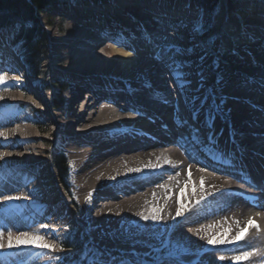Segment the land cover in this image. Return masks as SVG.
<instances>
[{"label": "bare ground", "instance_id": "bare-ground-1", "mask_svg": "<svg viewBox=\"0 0 264 264\" xmlns=\"http://www.w3.org/2000/svg\"><path fill=\"white\" fill-rule=\"evenodd\" d=\"M85 3L77 2L73 16L64 14L67 31L55 42L59 55L54 62L60 61L59 70L71 78L62 82L69 87L63 106L47 120L51 136L65 135L62 146L72 162V180L85 194L102 184L83 209L98 208L92 228L102 217L108 220L110 241L98 244L122 251L133 249V240L163 235L186 261L177 264H261L256 260L264 257V185L257 184L264 183V23L254 19L264 14V1L257 2L259 10L253 1L222 10L206 39L194 38L196 30L186 27L193 21L189 17L181 14L176 20L171 14L176 0H111L104 10L82 8ZM122 16L125 23L119 21ZM111 33L127 37L116 40L122 48H99L100 39ZM235 39L240 46L234 42L227 50ZM162 44L172 46L174 58L187 56L175 59L186 65L181 71L191 82L182 99L167 66L169 57L156 58ZM0 76V162L5 164L0 168V264H14L13 249L3 251L13 237L8 227L43 237L29 247L45 250L42 245L51 244L69 225L56 217L53 206L71 209V195L43 158V147L29 145L40 137L30 125L32 117L11 116L19 108L22 87L31 82L5 58H0ZM32 82L41 94V85ZM32 96L34 108L50 114L39 96ZM193 125L207 128L206 137L199 133L197 139ZM251 180L257 189L248 188L254 194L249 205H256L248 210L245 198L231 189L241 192L237 181ZM101 198L108 200L96 206ZM154 209L159 222L139 215L151 217ZM178 209L181 216H176ZM249 220L258 227L250 228ZM241 228L246 236L234 243ZM208 239L222 243L209 245ZM247 245L252 248L244 257L239 249Z\"/></svg>", "mask_w": 264, "mask_h": 264}, {"label": "rangeland", "instance_id": "rangeland-1", "mask_svg": "<svg viewBox=\"0 0 264 264\" xmlns=\"http://www.w3.org/2000/svg\"><path fill=\"white\" fill-rule=\"evenodd\" d=\"M83 1L86 2L84 5H87V2H90L89 4L91 6L87 7V6L83 5L82 8L90 9V10H92L93 8L96 9L99 6H101V8H103L106 2L111 3V0H104L103 2H100L99 5H97V7H96V6H94L95 5L94 0H72L68 4H64V5H57V4L51 5L47 8H45L39 14L38 22H39V24H41V26H43L45 34L47 36L48 57L46 58V60H44V62L41 65V66H43V68L41 70V75L40 76H33V79H36L38 81V83L41 85L43 94L39 93L41 89L39 90V88L36 84H35L36 85L35 90L32 91L33 94H31V95L24 87H22L19 99L25 105H23L21 108H18L17 110H15L16 111V112L14 111L15 115L14 114L11 115V116H17V117H19V116H28L30 118L32 117V119H33L32 124H30V122H29V124L31 125L32 128L36 129L35 131H36L37 135H39L40 137L38 139H35L34 141H32L29 145L32 146L35 150H37V148H38L35 146H42L43 147V150H44L43 158L46 159V161H48L50 163L54 173H56L55 169L53 168L55 154L57 152H63L66 155L68 165H69V169H68V173H67L69 179L66 178V180L64 181L65 182L64 184L69 187V191L71 192V194H69V195H71V197H69V195H68L69 199L71 198L70 199L71 209L65 210V207H61L60 205H57L56 207L53 206L54 208L52 207L53 208L52 210L54 211V213L56 211V214H55L56 217L59 216V217H61V219H63V218L67 219V222L69 223V225H68V227L65 226L60 231L62 233H60V236L58 238H55L53 241H51V244H48V245L52 246L51 248H45V250L44 249H42V250L34 249L33 250L29 247V245H27V246H24V245L16 246L14 244L13 247L12 246L10 247L9 244L7 243L6 247H8V249L7 248L3 249V251L5 250V251L10 252V250L13 249V253H10L11 255L10 254L9 255L11 257L10 260L11 261L14 260V264H19V263L20 264H22V263L41 264L43 261L45 264H65V262L62 261L63 256L68 257L66 264H90V262L95 258V253L97 252L98 249L101 251L110 253L112 256H115L114 263H116V264H120L121 261H126L127 264H139V262L145 261L147 259L152 261L149 264H177V261L182 260V259H180L181 255H180V253H178L176 251L173 244L168 243L164 240V238L162 237L163 235H158V236L149 235V236H147V238H149L147 240V242H148L147 244L137 243V244H135L134 247H133V244H130L131 248H133V249H121L122 251H116L114 249H106L105 247L98 244V242L102 243V242H109L110 241V237L108 234V228H107L108 220H107V218L102 217V221H100L99 225L95 226V228H92L90 225L91 220H93V218H94L93 216H94V214L98 208L93 210V212L91 210L86 209V208H85V210L87 212H85V210H83V209L85 207L84 204L89 202L88 199H90V196H88V195L92 192L94 195L96 190L99 187H101L102 184H96L95 185L96 188L93 187L92 190L88 191L87 194H85L86 191L84 189H82L80 187V185L76 184L72 180V178H71L72 162L70 161V156H69L68 150L64 149V147L62 146V142H64L65 135H63L64 134L63 133L61 135L55 134V135L51 136L50 126H49L48 120H47L50 118V115L52 113H58V111L61 109V107L64 104L66 89H68L69 87L67 86V88H63V90L61 92L63 104L55 110H50L49 111L50 114L44 115V114L40 113L38 110H36V108H34L35 102H33V100L31 99L33 97L32 95L39 96L36 98L39 99L41 105L44 108H47L49 110L48 102L50 100H52L53 96L56 95V93H57L56 92L57 88L54 85L55 80H59V81H61V83L62 82L64 83L65 80H67V79L69 80V78H71L67 74L62 73L61 70H59L60 68H62L61 64L60 65H52V62H54L57 59L56 57L59 55L57 52L58 50L56 48L55 42L58 41L59 38L64 36L66 34V31H67L66 27H67L68 21H66L64 14L65 15L67 14V16H73L70 14L72 11H73V13H75L74 11L77 10L76 9L77 7L75 5L77 4V2H83ZM176 1H177V5L174 6L175 8L172 7L171 14L174 15L176 20L179 18V15H181V14L182 15L184 14L185 17H189L191 20H193L192 22L189 21V23H186V22L185 23H186L187 28H189L188 26L190 25L191 28L196 30L197 34L194 36V38H197V39H206V38L210 37V35L213 31L214 22L216 21V15L218 13H220L222 10L226 11V9H228V8L229 9L231 8L233 10L234 6L242 5V3H247L248 1L255 2V3H253V4H255L254 8H257V10H259V6H258L259 0H219V7H218V9H217V11L213 17V20L209 24L208 22H206L205 15L203 13L202 8L197 3H195L192 0H176ZM91 3L92 4L94 3L93 6ZM121 6H123V5H121ZM176 7H178V8H176ZM137 9L138 8H136V10ZM158 9H160V8H158ZM103 10H104V8H103ZM185 10H187V11H185ZM261 10H263V9H261ZM261 10H260V12H263ZM135 12L141 13L140 11L139 12L135 11ZM59 16H62V17L59 18ZM257 16L258 17L260 16L261 18L259 17V19H258L256 17L254 20L255 21L259 20V21H261V23H264V19L262 18V16H264V14L257 15ZM225 18L229 19L230 17L225 16ZM257 24H259V23H257ZM159 27H162V24H159ZM12 35H13V30H11L9 28H4V29L0 30V48L3 46L5 47L6 45L9 46V44H11L13 49L17 50L16 45L11 43L10 38ZM168 35L174 36V33L171 32ZM104 36H105V38H103V37L101 39L99 38L100 41L102 40V43H103V45H101L99 48L102 49L105 47H107V48L109 47V48H112L115 50L118 48H122L120 45H118V43H116V40L118 39V37H121V36H117L116 34H112V33L107 38H106V35H104ZM150 38L155 39V37H153V36H151ZM105 39L107 40L106 42H105ZM229 43L230 44H227L225 47V48H227V50H228V46L231 47L234 44V42H229ZM238 45H239V42L236 41L235 42V48ZM127 52H128V55L134 56L132 52L131 53H129L130 51H127ZM19 53L21 55V51H19ZM186 57L187 56H181V54H176V57L174 59L179 60V59H184ZM56 61H58V59ZM15 66L16 67L18 66L17 70H19V74L20 75L23 74V73H21L22 71L24 72V66L22 65V63L21 64L16 63ZM184 66H186V65H184ZM186 68L190 69L191 67L189 65ZM5 89L8 91L12 90V88H5ZM29 101H30V104L28 103ZM26 103L29 104V107L26 106ZM177 104H179V103L177 102ZM115 105H116V103H115ZM26 124H28V122L24 123V125H26ZM40 128L41 129L44 128V131H41ZM171 160H172V158H171ZM3 165H5V164H2V162H0V168H2ZM167 183L168 182H164L163 185H166ZM183 186H186V183H183ZM44 188L46 189L47 192H50V189L48 186H44ZM107 195H109V193ZM114 195H115V197L118 196L117 198H120L122 194L121 193H114L112 196H114ZM48 200H51V198H47L46 201H48ZM107 200L108 199H106V198L105 199L101 198L100 202L97 203L96 206H98L99 204H102V203L105 204V201L107 202ZM48 203H50V202H48ZM1 204H3V202L2 203L0 202V205ZM262 210H264V209H262ZM74 212H75V214L77 212L76 217L73 216ZM261 212H263V211H261ZM5 214L9 215V213H7V212ZM41 215L43 216V214H41ZM96 217H97V220L95 222H97L99 220L98 211H97ZM27 221H28V217H27ZM208 222H212V220H208ZM39 225L45 226L46 224L40 223ZM72 227L75 229L76 234L81 237L83 244L78 249H69V250L63 249V251H61L60 244L65 240L66 234L68 233L69 229ZM9 228H10V231L12 232L14 240H15L16 236L21 235V233H22L21 231L16 229L13 225L12 226L10 225L8 227V229ZM260 228H261V232L263 235L262 240H264V226H261ZM49 232H48V234H52L51 232L50 233ZM251 248H252V245H247L246 247L239 249V250H243V251H241V252L238 251V252L244 253L246 251H249ZM133 251L135 252V255H133ZM57 252H58V254H57ZM14 254H16V255H14ZM235 254H237V253H235ZM13 255H14V257H13ZM39 259H41V260L38 262ZM104 259L110 260L111 257L107 258V256H105ZM182 261L186 262L185 260H182ZM30 262H33V263H30ZM256 262L257 263L261 262V264H264V257H262V259L260 257H258Z\"/></svg>", "mask_w": 264, "mask_h": 264}, {"label": "trees", "instance_id": "trees-1", "mask_svg": "<svg viewBox=\"0 0 264 264\" xmlns=\"http://www.w3.org/2000/svg\"><path fill=\"white\" fill-rule=\"evenodd\" d=\"M72 0H0V30L9 28L13 30L12 40L21 51V57L27 71L34 76H40L42 63L48 57L47 36L43 26L39 24V14L51 5H64ZM203 10L206 22L210 24L219 7V0H192ZM56 95L52 103L55 107L62 104L61 92L64 85L56 80ZM41 129V128H40ZM44 131V128L41 129ZM54 169L59 177L61 185L68 189L64 181L68 177V161L63 152H57L54 156ZM82 245V239L72 229L69 235L61 243L63 249H77Z\"/></svg>", "mask_w": 264, "mask_h": 264}, {"label": "snow or ice", "instance_id": "snow-or-ice-1", "mask_svg": "<svg viewBox=\"0 0 264 264\" xmlns=\"http://www.w3.org/2000/svg\"><path fill=\"white\" fill-rule=\"evenodd\" d=\"M158 51L156 52V58L157 59H161L163 60L166 56L169 57L170 62L167 64V66L169 67L170 72L172 73L173 79L177 81V86L183 91L186 90V87L190 85V81L187 80L186 77V73H183L181 71L182 67L184 66L182 62L177 63L174 59V55H171L174 52V49L172 48V46L170 45H157ZM3 77L0 76V83H3ZM217 109H219V105H217ZM2 135V134H0ZM196 138L199 139V130H197V135ZM212 137L209 136V140ZM0 159H3V156L0 155ZM129 171H134L132 169H129ZM162 186V185H161ZM18 199V197H17ZM156 210H153V214L151 215V217L149 215H145L144 213H139V215L142 217V219L144 221H148L149 219H151L153 222H159L161 217H159L158 215L155 214ZM182 215V209H178L176 212V216H181ZM249 227H258L257 225H255L251 220H249L248 222ZM246 236V232L243 228H241L240 232L236 235L235 239H234V243L239 242L241 239H244V237ZM43 237L41 236H32L29 235L28 233H22L21 235H18L15 237V245L16 246H27V245H32L34 244L36 241H42ZM13 237L11 235H9L8 237V244L9 246H13ZM137 243H145L147 244V241H139V240H133V247L135 246V244ZM207 243L209 245H215V244H220L222 243V241L220 240H214V239H208ZM44 248H51V245L48 244H43L42 245ZM3 247V244L0 243V248ZM61 251H63V249H61ZM133 255H135V252L133 251ZM249 255L248 252H244L243 256L247 257ZM105 256H111L110 253L101 251V250H97V252L95 253V258L90 262V264H114L115 261V257H111L110 260H105L104 257ZM236 260H240L241 256H236L235 257ZM120 264H127L126 261H121ZM139 264H149L148 261H141L139 262Z\"/></svg>", "mask_w": 264, "mask_h": 264}]
</instances>
